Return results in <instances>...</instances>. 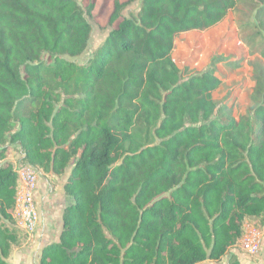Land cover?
Masks as SVG:
<instances>
[{
	"label": "trees",
	"instance_id": "1",
	"mask_svg": "<svg viewBox=\"0 0 264 264\" xmlns=\"http://www.w3.org/2000/svg\"><path fill=\"white\" fill-rule=\"evenodd\" d=\"M238 1L141 0L126 16L115 0L116 24L78 62L96 0H0V264L29 238L13 215L12 146L49 182L69 170L73 200L37 264L220 260L248 218L263 226L264 65L250 114H236L214 99L221 57L192 70L173 56L178 33L220 23Z\"/></svg>",
	"mask_w": 264,
	"mask_h": 264
},
{
	"label": "rangeland",
	"instance_id": "2",
	"mask_svg": "<svg viewBox=\"0 0 264 264\" xmlns=\"http://www.w3.org/2000/svg\"><path fill=\"white\" fill-rule=\"evenodd\" d=\"M90 0H78L86 7ZM115 0H96L93 14L89 20L93 24L91 38L83 53L75 57L78 62H85L92 51L99 46L109 30L116 24L109 22ZM125 2L122 15H136L140 9L141 0H120ZM256 0H239L237 6L220 23L206 30H190L176 35V45L173 56L180 67L201 70L214 57H221L216 64L217 73L223 82L217 89L214 99L220 104H227L232 110L250 114L253 106L252 92L255 85L253 64L264 65L260 51L264 46V35L256 18ZM226 38V39H225ZM20 152L15 146L9 150V156L14 166L17 165ZM62 177L56 179L60 184ZM71 200L72 196L69 195ZM250 226L259 228L264 240V224L260 227L257 218H248ZM231 252L237 255L245 264H264V242L256 255L242 247L233 248ZM250 261V262H249Z\"/></svg>",
	"mask_w": 264,
	"mask_h": 264
},
{
	"label": "crops",
	"instance_id": "3",
	"mask_svg": "<svg viewBox=\"0 0 264 264\" xmlns=\"http://www.w3.org/2000/svg\"><path fill=\"white\" fill-rule=\"evenodd\" d=\"M235 113L239 112L236 110ZM68 172L69 170L62 176V181L58 180L59 185H56L57 181L49 182L42 174L39 175L36 202L41 215L40 224L35 232L28 234L29 238L25 245L10 253L8 260L11 264H37L44 245L59 239L63 225V210L72 202L63 188ZM56 178L59 179L57 176ZM232 253L236 252L228 251L220 260L206 258L195 264H227Z\"/></svg>",
	"mask_w": 264,
	"mask_h": 264
},
{
	"label": "built area",
	"instance_id": "4",
	"mask_svg": "<svg viewBox=\"0 0 264 264\" xmlns=\"http://www.w3.org/2000/svg\"><path fill=\"white\" fill-rule=\"evenodd\" d=\"M15 169L20 178V185L16 195L13 215L19 226L28 234H31L35 232L41 220L36 202L40 172L32 165L20 162L17 163ZM263 242L261 230L245 222L241 247L245 249L249 255H256L260 252Z\"/></svg>",
	"mask_w": 264,
	"mask_h": 264
}]
</instances>
